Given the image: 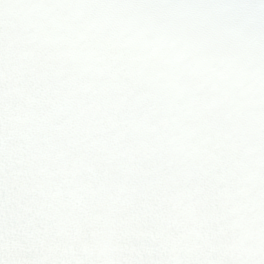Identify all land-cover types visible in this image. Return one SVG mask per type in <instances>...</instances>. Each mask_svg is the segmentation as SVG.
Wrapping results in <instances>:
<instances>
[{"label": "snow or ice", "instance_id": "snow-or-ice-1", "mask_svg": "<svg viewBox=\"0 0 264 264\" xmlns=\"http://www.w3.org/2000/svg\"><path fill=\"white\" fill-rule=\"evenodd\" d=\"M0 264H264V0H0Z\"/></svg>", "mask_w": 264, "mask_h": 264}]
</instances>
